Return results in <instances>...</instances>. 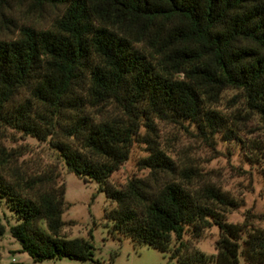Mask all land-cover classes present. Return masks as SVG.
Here are the masks:
<instances>
[{"label": "trees", "instance_id": "obj_1", "mask_svg": "<svg viewBox=\"0 0 264 264\" xmlns=\"http://www.w3.org/2000/svg\"><path fill=\"white\" fill-rule=\"evenodd\" d=\"M55 15L48 28L17 26L0 38V130L47 143L69 172L98 184L114 207L112 236L129 237L181 264H264V229L228 222L239 203L214 185L178 175L150 135L155 120L194 124L233 137L212 106L238 90L264 124V0H0ZM148 129L144 136L141 129ZM142 138L144 177L110 182ZM0 162V209L8 232L33 262L92 261L90 239L63 233V181L55 169L13 182ZM0 236L6 232L1 223ZM217 227L215 253L195 247ZM22 264V263H14Z\"/></svg>", "mask_w": 264, "mask_h": 264}, {"label": "rangeland", "instance_id": "obj_2", "mask_svg": "<svg viewBox=\"0 0 264 264\" xmlns=\"http://www.w3.org/2000/svg\"><path fill=\"white\" fill-rule=\"evenodd\" d=\"M54 15L51 8L37 10L16 3L12 6L0 3V38L16 37L17 26L21 24L48 28ZM212 107L227 118L233 137L228 138L223 132L207 136L189 122L166 120H155V131L149 133L174 160L178 178L181 179L185 169H192L193 186L214 185L238 201L239 207L226 212L228 222L242 223L247 218L250 228L264 229V124L257 114H247L243 97L236 89L224 90ZM146 133L148 129H141L142 136ZM147 149L148 144L142 138L134 141L128 162L111 176L110 182L122 187L130 177L146 176L149 170L140 169L137 162L148 154ZM8 158L10 162L4 171L13 182L25 181L48 169L58 171L65 187L62 231L67 238L90 239L94 255L92 261L62 258L33 262L9 234L8 223H13V219L1 208V223L6 232L0 236V264H181L170 259L168 253L136 244L129 237L112 236L103 214L115 203L98 189L95 181H85L69 172L47 143L23 139L9 129L0 130V162ZM218 235L217 227H210L194 243L195 247L211 257ZM239 264H244L241 259Z\"/></svg>", "mask_w": 264, "mask_h": 264}]
</instances>
